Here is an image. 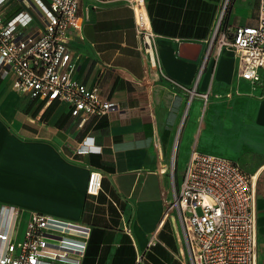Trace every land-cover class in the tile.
Returning <instances> with one entry per match:
<instances>
[{
    "label": "crops",
    "instance_id": "0c3cea01",
    "mask_svg": "<svg viewBox=\"0 0 264 264\" xmlns=\"http://www.w3.org/2000/svg\"><path fill=\"white\" fill-rule=\"evenodd\" d=\"M95 1L79 0V14L88 16L71 34L73 74L118 105L80 125L69 103L22 94L12 75L0 76V206L15 205L24 218L36 211L90 224L81 264H136L145 250V264H184L188 252L177 239V210L166 216L182 179L175 178L179 140L187 141L189 158L198 149L241 163V146L264 143V97H256V82L239 75L238 57L228 46L219 54L213 48L198 78L225 0H146L159 65L150 68L149 85L133 9L121 0L92 7ZM228 3L222 25L229 37L237 26L257 23L260 0ZM22 9L34 13L33 27L42 25L35 7L23 0L3 6L6 17ZM162 72L210 90L209 108L204 112L200 97L189 104L187 92ZM86 137L101 151L78 153ZM92 168L103 173L98 194L87 192ZM254 179L257 264H264V162ZM158 227L155 244L148 246Z\"/></svg>",
    "mask_w": 264,
    "mask_h": 264
},
{
    "label": "built area",
    "instance_id": "2783aa9c",
    "mask_svg": "<svg viewBox=\"0 0 264 264\" xmlns=\"http://www.w3.org/2000/svg\"><path fill=\"white\" fill-rule=\"evenodd\" d=\"M0 0V76H13L20 93L44 96L71 105L73 116L107 114L117 102L103 98L98 86L78 80L74 72L71 34L80 31L85 18L79 14V0H23L34 6L42 25L34 26L35 15L22 9L6 17ZM134 11L136 33L147 61L146 83L151 84L150 68L158 67L156 34L153 32L146 0H121ZM109 0H96L92 7ZM229 0H225L198 78L214 47L218 54L224 46L236 53L239 75L257 82L264 70V0H260L257 23L241 25L232 37L222 21ZM90 7H87V10ZM175 86L186 91L188 102L202 98L204 112L210 106V90L199 91L162 72ZM198 80V79H197ZM203 121V120H202ZM204 127L203 123L201 125ZM90 137L78 144V153L101 151ZM174 172V165L172 168ZM174 176V175H173ZM103 173L89 172L87 192L98 194ZM174 178V177H173ZM177 210L181 227L177 239L187 246L184 264H257V210L254 175L245 171L236 159L193 149L183 171L179 187L169 202L166 216ZM92 230L90 224L66 220L12 204L0 206V264H81ZM159 227L148 246L155 244ZM139 252L136 264H145Z\"/></svg>",
    "mask_w": 264,
    "mask_h": 264
},
{
    "label": "rangeland",
    "instance_id": "374dc122",
    "mask_svg": "<svg viewBox=\"0 0 264 264\" xmlns=\"http://www.w3.org/2000/svg\"><path fill=\"white\" fill-rule=\"evenodd\" d=\"M229 3L227 5L226 11L228 9ZM226 11L224 16L226 15ZM254 92L256 97L263 98L264 97V74L262 75L261 79L254 83ZM239 112L237 111L235 120L233 122L232 128H237V115ZM187 119H184V122L181 127V131L183 130V126L185 125V122ZM260 126H256L258 129ZM245 130H247V126L244 127ZM181 135V134H180ZM234 135H230L231 138H233ZM183 138V137H182ZM179 140V143L177 145V149L175 150V156H176V177L175 178H182L183 171L185 165L188 163L189 159V151L187 148V141L183 142V139ZM245 139L248 140H254V139H260L258 136H252L248 137L246 136ZM172 157V154H171ZM170 157V158H171ZM171 160V159H170ZM240 161L243 164V168L245 171L249 174H255L258 167L264 162V143L257 144V145H247V146H241L240 147ZM263 176V175H260Z\"/></svg>",
    "mask_w": 264,
    "mask_h": 264
}]
</instances>
